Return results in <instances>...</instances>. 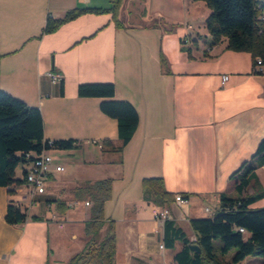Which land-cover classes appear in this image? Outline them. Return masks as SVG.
<instances>
[{
	"label": "crops",
	"instance_id": "1",
	"mask_svg": "<svg viewBox=\"0 0 264 264\" xmlns=\"http://www.w3.org/2000/svg\"><path fill=\"white\" fill-rule=\"evenodd\" d=\"M131 1L124 8L121 3L118 19ZM75 7L100 6L91 0H0V89L40 110L45 139L72 138L79 145L47 151L63 169L51 167L45 192L26 213L41 221L6 223L8 203L27 188L25 182L0 186V264H66L86 243L91 205L71 190L105 178L111 195L103 215L114 222L115 264H175L184 243L164 245L165 220L153 216L163 207L143 199L141 182L160 177L174 196L187 194L170 204L166 220L195 244L190 221L210 217L221 194L238 196L235 172L264 136V73H253L249 53L226 49L225 39L201 47L202 38L210 39L204 26L210 10L202 1L140 0V18L119 19L121 28L109 13H86L36 38L48 15L59 18ZM182 46L191 48V59ZM49 71L61 75L62 89L50 82ZM91 82H112L113 99L136 109L138 125L127 144L117 137L116 121L99 110L100 98L77 96V85ZM105 139L110 143L100 147ZM64 154L72 166H63ZM80 156L86 159L73 160ZM91 162L103 173L88 175L81 166ZM257 193L262 197L251 208L264 205V167L254 170L242 192ZM58 201L66 209L60 211ZM259 262L246 257L238 264Z\"/></svg>",
	"mask_w": 264,
	"mask_h": 264
},
{
	"label": "trees",
	"instance_id": "2",
	"mask_svg": "<svg viewBox=\"0 0 264 264\" xmlns=\"http://www.w3.org/2000/svg\"><path fill=\"white\" fill-rule=\"evenodd\" d=\"M203 1L210 10L204 20L205 29L211 39L210 45H215L225 39V48L236 52H246L250 55L252 72L264 73V0H194ZM122 0H110L109 7H75L68 9L63 16L54 18L47 16L39 35L56 31L64 23L86 13L111 15L116 28L122 24L118 19V11ZM140 11V9H139ZM181 40V44H184ZM196 47V39L190 40ZM189 59L190 47H181ZM1 56V55H0ZM261 61V70L257 69L256 60ZM161 66L164 60L160 55ZM62 89V82L58 83ZM62 91V90H61ZM115 87L112 82H91L77 85L78 97L100 98L99 110L104 115L114 119L117 127V137L121 145L129 142L138 125V114L134 106L126 100L113 99ZM110 140L105 139L102 146ZM76 139H53L48 144L43 137V121L40 110L29 106L24 101L0 89V186H11L22 183L15 177V168L23 165L28 159L25 154H39L43 149L70 150L78 148ZM257 167H264V136L257 145L249 160L242 162L238 170L235 198L220 195L219 208L206 218H195L190 221L196 234L194 243L199 252L191 251L184 234L173 226L169 220L164 221V245L171 246L175 239L184 243V248L174 259L175 264H238L246 257L260 258L259 264H264V205L251 208L250 205L262 197L261 193L246 195L243 189L249 182L250 175ZM234 173L230 176H232ZM142 197L156 206L168 208L174 201V194L168 192L160 177L144 178L141 182ZM77 200H88L89 217L84 223L86 243L81 251L74 254L66 264H115V230L113 220L103 215L105 201L111 195V179L105 178L94 182H84L71 190ZM184 199L187 194H180ZM57 208L66 209L65 203L58 201ZM4 219L8 224L31 221H41L38 216H28L20 211L11 201L8 203ZM105 226L104 233L101 229ZM244 229V233L239 231ZM219 240L218 253L213 247V240ZM234 249L230 261L226 262L223 255ZM45 264H48L46 262Z\"/></svg>",
	"mask_w": 264,
	"mask_h": 264
},
{
	"label": "built area",
	"instance_id": "3",
	"mask_svg": "<svg viewBox=\"0 0 264 264\" xmlns=\"http://www.w3.org/2000/svg\"><path fill=\"white\" fill-rule=\"evenodd\" d=\"M88 1V0H82ZM257 69L261 70V61L256 60ZM47 77L53 84H58L61 80V75L55 71L47 72ZM226 79V76H223ZM48 144H51L52 140L47 139ZM102 147V144H99ZM49 149H43L39 154H25L26 159L22 167V182H25L27 190L22 194H19L18 201H11L20 211L27 213L36 203V196L45 192V180L50 172L51 167H54L55 171H61L63 168L53 163L52 157L47 153ZM8 189H12L11 186H7ZM174 201L182 203L184 199L178 194L174 196ZM85 205H89V202H84ZM154 218L157 220L164 221L168 218V209L162 208L158 211H154ZM239 231L244 233L243 228H239ZM160 247H163L161 244Z\"/></svg>",
	"mask_w": 264,
	"mask_h": 264
},
{
	"label": "rangeland",
	"instance_id": "4",
	"mask_svg": "<svg viewBox=\"0 0 264 264\" xmlns=\"http://www.w3.org/2000/svg\"><path fill=\"white\" fill-rule=\"evenodd\" d=\"M92 2H94V3H97V5L98 6H100V7H106V6H108L109 4H110V0H91ZM126 0H124L123 1V3H122V6H123V8H124V2H125ZM203 2V1H202ZM205 4V3H204ZM121 9L120 10V15H119V19L122 21V22H126V17H129V18H131V20H138L139 18H140V15H139V9H140V0H132L131 1V3H130V5L128 6V10L127 9ZM128 12H127V11ZM198 17V18H197ZM198 21L200 20V18H201V15H200V13H199V15H196V17H195ZM210 43H211V41H210V39H208V37H206V39H204V38H202V40H201V47L203 48V49H205L207 46H210ZM93 148V154H94V161H98V155H97V147H92ZM51 150V149H50ZM53 150V149H52ZM55 151H52V153L51 154H56V153H54ZM50 153V152H49ZM60 161L62 162V164H63V166L64 167H67V166H72L73 165V163H71V160L72 159H70L69 157H68V155H62V156H60ZM76 159H78V160H80L81 161V159H86V158H82V156H80V158H74L73 160H76ZM96 162H91V163H86V165H83V166H81V167H83V168H85V169H87V174L88 175H90V176H94V175H100L101 173H103V171L105 170V169H103V171L102 170H100V168L99 167H97V166H95L96 164H95ZM21 169H22V167H21V164H18L17 165V167L15 168V176H18L19 174H20V171H21ZM65 173V172H64ZM79 175H81V174H79ZM99 177V176H98ZM101 177H105V176H103V174H102V176ZM51 197H54L55 198V196H51ZM84 201H86V200H84ZM104 233V230L101 232V235ZM212 244H213V247L215 248V251H216V253H218V247H219V240L218 239H215V240H213V242H212ZM235 252V250L234 249H232V250H230L229 252H227L226 254H224L222 257H223V259H225V261H228V259H230V257H231V255L233 254ZM254 258H257V259H259L260 260V258H258V257H254Z\"/></svg>",
	"mask_w": 264,
	"mask_h": 264
},
{
	"label": "water",
	"instance_id": "5",
	"mask_svg": "<svg viewBox=\"0 0 264 264\" xmlns=\"http://www.w3.org/2000/svg\"><path fill=\"white\" fill-rule=\"evenodd\" d=\"M189 249L191 251L199 252V247L196 244H190Z\"/></svg>",
	"mask_w": 264,
	"mask_h": 264
}]
</instances>
